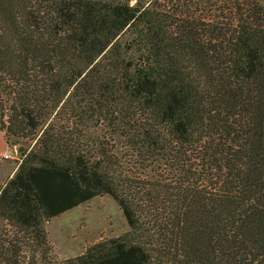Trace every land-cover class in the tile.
Instances as JSON below:
<instances>
[{"label": "trees", "instance_id": "1", "mask_svg": "<svg viewBox=\"0 0 264 264\" xmlns=\"http://www.w3.org/2000/svg\"><path fill=\"white\" fill-rule=\"evenodd\" d=\"M164 1L0 0V131L22 154L0 264L45 259V222L97 195L127 230L66 264H264V16ZM89 113L118 138L86 137Z\"/></svg>", "mask_w": 264, "mask_h": 264}, {"label": "rangeland", "instance_id": "2", "mask_svg": "<svg viewBox=\"0 0 264 264\" xmlns=\"http://www.w3.org/2000/svg\"><path fill=\"white\" fill-rule=\"evenodd\" d=\"M109 1L130 5L141 1L144 6H147L151 1H156V4L162 5V7L167 5L164 0ZM181 3H185L187 11L191 13L190 20L214 23L223 28L235 24L240 14L243 17L251 16L253 13L264 16V0H172L168 8L175 11ZM179 16L177 13L174 15V17ZM91 114L89 113L81 120V128L86 137L92 139L105 137L107 140L109 136L118 138L119 132H111L107 120H92ZM3 140H5L4 134L0 131V147ZM19 141L23 150L27 151L34 144V140L31 141L29 138ZM4 153H8L10 156L4 157ZM21 159L22 154L18 151V146L8 144V147L0 152V183L3 184L14 174ZM0 226H2L1 220ZM44 227L51 250L45 259L39 260L37 264H66V259L82 254L91 244L102 239L116 237L127 230L121 209L109 195L94 196L46 221ZM25 254L29 255L27 249Z\"/></svg>", "mask_w": 264, "mask_h": 264}, {"label": "crops", "instance_id": "3", "mask_svg": "<svg viewBox=\"0 0 264 264\" xmlns=\"http://www.w3.org/2000/svg\"><path fill=\"white\" fill-rule=\"evenodd\" d=\"M3 137V136H2ZM5 147H8V144L5 142V140H3V143L0 147V152L5 148Z\"/></svg>", "mask_w": 264, "mask_h": 264}, {"label": "built area", "instance_id": "4", "mask_svg": "<svg viewBox=\"0 0 264 264\" xmlns=\"http://www.w3.org/2000/svg\"><path fill=\"white\" fill-rule=\"evenodd\" d=\"M10 155L8 153H4V157H9Z\"/></svg>", "mask_w": 264, "mask_h": 264}]
</instances>
